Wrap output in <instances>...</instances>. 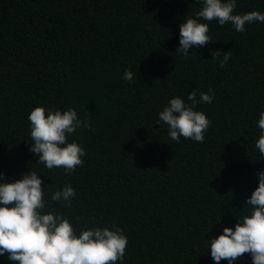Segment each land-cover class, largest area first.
I'll return each mask as SVG.
<instances>
[{
	"label": "trees",
	"instance_id": "obj_1",
	"mask_svg": "<svg viewBox=\"0 0 264 264\" xmlns=\"http://www.w3.org/2000/svg\"><path fill=\"white\" fill-rule=\"evenodd\" d=\"M197 0H0V172L39 173L48 205L81 228L114 223L127 236L122 264H215L207 239L249 214L264 156L255 148L264 111V23L209 25L211 42L179 47V25ZM264 13V0H237L233 14ZM231 53L224 68L211 53ZM125 69L132 81L122 79ZM212 89L198 104L203 142L172 141L156 124L169 99ZM73 108L84 163L66 174L30 150L28 114ZM71 185L69 207L51 194ZM0 264H13L0 257ZM121 264V262H117ZM219 264H227L221 260ZM234 264H252L245 253Z\"/></svg>",
	"mask_w": 264,
	"mask_h": 264
},
{
	"label": "clouds",
	"instance_id": "obj_2",
	"mask_svg": "<svg viewBox=\"0 0 264 264\" xmlns=\"http://www.w3.org/2000/svg\"><path fill=\"white\" fill-rule=\"evenodd\" d=\"M202 8L179 25V47L176 52L187 58L190 49L206 46L211 42L209 25L201 23L216 20L219 25L231 23L234 30L244 32L246 24L264 23V13L251 11L233 14L237 0H197ZM211 53V60L224 68L231 53L223 51ZM134 74L125 69L122 79L132 81ZM214 92H189L187 101L176 96L158 112L156 124L166 125L167 134L172 141L181 137L195 142L204 141V133L210 120L202 111L196 110L198 104H211ZM29 150L38 157L37 163L47 169L62 167L66 174L75 171L84 163L86 155L83 147L71 137L78 128H91L89 120H81L73 108L67 110L33 108L28 114ZM256 127L260 130L255 148L264 156V111L259 113ZM36 171L20 175L19 179L5 180L0 172V257L13 264H117L123 262L127 236L118 225L111 228H81L79 233L68 218L48 207L42 189L43 181ZM258 186L252 191L245 204L250 206L249 214L238 217L234 227H224L215 238L207 239L208 253L215 264L226 260L234 262L247 253L252 264H264V169L257 172ZM75 189L66 185L51 194L53 202H61L65 207L71 205Z\"/></svg>",
	"mask_w": 264,
	"mask_h": 264
}]
</instances>
